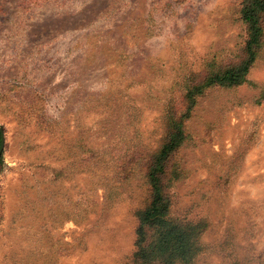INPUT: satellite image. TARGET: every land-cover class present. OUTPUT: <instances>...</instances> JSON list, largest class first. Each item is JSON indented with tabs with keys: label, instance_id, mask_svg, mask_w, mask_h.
<instances>
[{
	"label": "rangeland",
	"instance_id": "obj_1",
	"mask_svg": "<svg viewBox=\"0 0 264 264\" xmlns=\"http://www.w3.org/2000/svg\"><path fill=\"white\" fill-rule=\"evenodd\" d=\"M241 2L0 0V264H129L171 119L187 264H264V15L244 70ZM209 67L245 79L187 102Z\"/></svg>",
	"mask_w": 264,
	"mask_h": 264
},
{
	"label": "trees",
	"instance_id": "obj_2",
	"mask_svg": "<svg viewBox=\"0 0 264 264\" xmlns=\"http://www.w3.org/2000/svg\"><path fill=\"white\" fill-rule=\"evenodd\" d=\"M264 0H242L240 17L247 25V39L244 50L248 59L244 70L256 56L255 46H259L263 29ZM258 40V41H257ZM258 48V47H257ZM245 71L228 69L223 73L213 72L208 68L201 83L190 86L185 93V100L190 102L196 92L213 84L235 85L242 82ZM196 96V95H195ZM181 121H168V136L159 149L158 156H154L148 171L150 185L149 201L137 213L138 226L136 228L137 248L129 264H175L178 259L181 264H187L197 250V233L190 223L170 221L168 219L169 197L160 178L164 159L168 157L181 141ZM164 154V155H163Z\"/></svg>",
	"mask_w": 264,
	"mask_h": 264
},
{
	"label": "water",
	"instance_id": "obj_3",
	"mask_svg": "<svg viewBox=\"0 0 264 264\" xmlns=\"http://www.w3.org/2000/svg\"><path fill=\"white\" fill-rule=\"evenodd\" d=\"M1 141H0V152H1V150H2V147H3V137H2V135H1Z\"/></svg>",
	"mask_w": 264,
	"mask_h": 264
}]
</instances>
